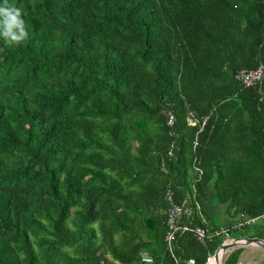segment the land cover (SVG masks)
Masks as SVG:
<instances>
[{
  "label": "trees",
  "instance_id": "16d2710c",
  "mask_svg": "<svg viewBox=\"0 0 264 264\" xmlns=\"http://www.w3.org/2000/svg\"><path fill=\"white\" fill-rule=\"evenodd\" d=\"M9 3L29 39L0 38V264H207L222 228L264 240V76L237 79L264 72V0ZM168 191L189 228L171 244Z\"/></svg>",
  "mask_w": 264,
  "mask_h": 264
},
{
  "label": "built area",
  "instance_id": "2783aa9c",
  "mask_svg": "<svg viewBox=\"0 0 264 264\" xmlns=\"http://www.w3.org/2000/svg\"><path fill=\"white\" fill-rule=\"evenodd\" d=\"M263 76H264L263 68L259 67L258 69H255V70H243V71H241L237 75V79L240 80L243 83L244 86L248 87V86H254V85L258 84L259 82H261L262 79H263ZM174 123H175V118H174L173 114L170 113L168 125L172 127V126H174ZM205 123H206V121H204L202 126H204ZM191 124L192 125H196V122L191 120ZM201 130H202V128H201ZM167 196H168V200L170 202V206H169V210H168L169 231H168L166 240H167V242L169 244H171L176 239V232L177 231H179V230L187 231V230H189V228L188 227H183V226L178 224V219L177 218L181 214V212L183 211V208L181 206H178V205L173 203V195H172V193L170 191L167 192ZM260 218L264 222V213H263V215ZM251 222H255V219L247 218L243 222H241L239 226H243L244 223L248 224V223H251ZM216 234L218 236L223 237L224 240H223L222 245L230 244V243L237 242V241H242L240 238L233 237L231 235V232L229 231V228H222ZM206 235L207 234H206V231L204 229H197V230L194 231V237L199 242L203 243ZM221 246H220V248H221ZM230 252L231 251H229L227 254H229ZM213 258H215L214 255L211 256L208 259V263L207 264H209ZM148 260H150L152 262V259H150V258H144L143 259V261L146 262V263H147ZM188 264H196V263H195L194 260H190L188 262Z\"/></svg>",
  "mask_w": 264,
  "mask_h": 264
},
{
  "label": "clouds",
  "instance_id": "9594fccd",
  "mask_svg": "<svg viewBox=\"0 0 264 264\" xmlns=\"http://www.w3.org/2000/svg\"><path fill=\"white\" fill-rule=\"evenodd\" d=\"M23 15L22 7L10 4L9 0L0 4V38L5 44L18 46L29 39ZM147 264H151V261L148 260Z\"/></svg>",
  "mask_w": 264,
  "mask_h": 264
},
{
  "label": "crops",
  "instance_id": "0c3cea01",
  "mask_svg": "<svg viewBox=\"0 0 264 264\" xmlns=\"http://www.w3.org/2000/svg\"><path fill=\"white\" fill-rule=\"evenodd\" d=\"M226 207L225 206H218L216 207L215 212L219 216V221L222 225L228 227L231 226L234 220L229 219L226 215ZM235 223V222H234ZM245 252L241 259L240 264H257L261 259L264 258L263 250L257 246H249L245 247ZM260 252L262 254H260ZM260 255V256H259ZM259 256V257H258Z\"/></svg>",
  "mask_w": 264,
  "mask_h": 264
},
{
  "label": "water",
  "instance_id": "95a60500",
  "mask_svg": "<svg viewBox=\"0 0 264 264\" xmlns=\"http://www.w3.org/2000/svg\"><path fill=\"white\" fill-rule=\"evenodd\" d=\"M242 241L233 242L230 244H224L221 246L219 250L216 251L214 257L217 258L219 256L220 251H223L222 256V264H224L225 255L234 249L241 248V247H249V246H257L264 250V240L256 239V238H248V239H241Z\"/></svg>",
  "mask_w": 264,
  "mask_h": 264
},
{
  "label": "bare ground",
  "instance_id": "6f19581e",
  "mask_svg": "<svg viewBox=\"0 0 264 264\" xmlns=\"http://www.w3.org/2000/svg\"><path fill=\"white\" fill-rule=\"evenodd\" d=\"M223 251L221 250L217 258H213L209 264H222Z\"/></svg>",
  "mask_w": 264,
  "mask_h": 264
},
{
  "label": "rangeland",
  "instance_id": "374dc122",
  "mask_svg": "<svg viewBox=\"0 0 264 264\" xmlns=\"http://www.w3.org/2000/svg\"><path fill=\"white\" fill-rule=\"evenodd\" d=\"M260 249H261V248H260ZM262 250H263V249H262ZM260 254H262V253L260 252ZM263 254H264V250H263ZM259 256H260V255H259ZM259 256H258V257H259Z\"/></svg>",
  "mask_w": 264,
  "mask_h": 264
}]
</instances>
